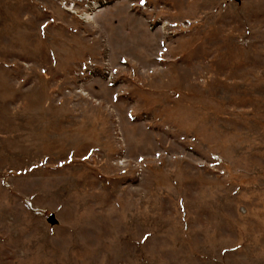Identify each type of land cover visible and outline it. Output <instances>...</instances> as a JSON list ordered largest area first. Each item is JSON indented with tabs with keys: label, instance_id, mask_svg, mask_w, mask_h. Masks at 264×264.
Segmentation results:
<instances>
[{
	"label": "rangeland",
	"instance_id": "rangeland-1",
	"mask_svg": "<svg viewBox=\"0 0 264 264\" xmlns=\"http://www.w3.org/2000/svg\"><path fill=\"white\" fill-rule=\"evenodd\" d=\"M0 264H264V0H0Z\"/></svg>",
	"mask_w": 264,
	"mask_h": 264
},
{
	"label": "water",
	"instance_id": "water-1",
	"mask_svg": "<svg viewBox=\"0 0 264 264\" xmlns=\"http://www.w3.org/2000/svg\"><path fill=\"white\" fill-rule=\"evenodd\" d=\"M47 221L50 222L51 224L57 223V219L54 216V213H50L47 216Z\"/></svg>",
	"mask_w": 264,
	"mask_h": 264
}]
</instances>
